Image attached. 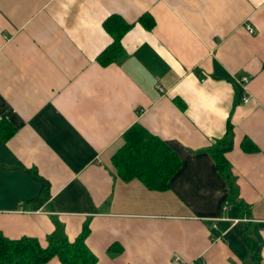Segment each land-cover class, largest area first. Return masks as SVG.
Segmentation results:
<instances>
[{"label":"crops","instance_id":"obj_1","mask_svg":"<svg viewBox=\"0 0 264 264\" xmlns=\"http://www.w3.org/2000/svg\"><path fill=\"white\" fill-rule=\"evenodd\" d=\"M113 15L131 26L104 64ZM135 122L182 159L165 189L115 168ZM56 218L89 223L98 264H264V0H0V231L46 246Z\"/></svg>","mask_w":264,"mask_h":264},{"label":"trees","instance_id":"obj_2","mask_svg":"<svg viewBox=\"0 0 264 264\" xmlns=\"http://www.w3.org/2000/svg\"><path fill=\"white\" fill-rule=\"evenodd\" d=\"M105 25L114 36V40L100 53L99 60L108 64L119 60L124 53L121 38L131 24L120 16L113 15L106 20ZM232 128V123L229 122L225 136L211 147L218 166L225 174L230 173L225 152L233 146ZM123 138L124 143L113 155V163L118 174L125 179L138 177L152 188L169 187L171 178L182 164L177 151L140 122L131 125L124 132ZM28 170L42 185L41 193L28 200L31 207L37 209L51 196L50 182L37 169ZM230 179L233 193V183ZM89 231V223L86 222L83 231L71 240L66 233L65 225L56 218L55 229L49 234L46 246L35 237L10 238L0 231V264H46L55 256L60 259L61 264H98L97 255L86 242ZM260 259V254L256 252L254 255L256 264H260ZM241 264L252 263L244 261Z\"/></svg>","mask_w":264,"mask_h":264},{"label":"built area","instance_id":"obj_3","mask_svg":"<svg viewBox=\"0 0 264 264\" xmlns=\"http://www.w3.org/2000/svg\"><path fill=\"white\" fill-rule=\"evenodd\" d=\"M247 28L249 29V31L253 32L255 29L251 24H247ZM236 77V76H235ZM202 79H204V77H202ZM249 76L247 75H241L236 77L237 82L239 83V85L242 87L243 89V94H242V99L244 102H248L250 100L249 95L246 93V85L247 82L249 81ZM264 229V220H263V227ZM179 258L178 255L175 256V260H177ZM192 264H200V263H192Z\"/></svg>","mask_w":264,"mask_h":264},{"label":"rangeland","instance_id":"obj_4","mask_svg":"<svg viewBox=\"0 0 264 264\" xmlns=\"http://www.w3.org/2000/svg\"><path fill=\"white\" fill-rule=\"evenodd\" d=\"M43 244V243H42ZM44 245V244H43Z\"/></svg>","mask_w":264,"mask_h":264}]
</instances>
